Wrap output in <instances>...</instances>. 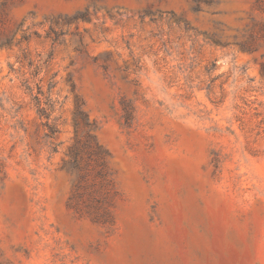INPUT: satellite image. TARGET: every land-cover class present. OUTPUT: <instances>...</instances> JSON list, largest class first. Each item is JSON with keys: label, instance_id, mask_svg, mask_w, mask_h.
Returning <instances> with one entry per match:
<instances>
[{"label": "rangeland", "instance_id": "374dc122", "mask_svg": "<svg viewBox=\"0 0 264 264\" xmlns=\"http://www.w3.org/2000/svg\"><path fill=\"white\" fill-rule=\"evenodd\" d=\"M0 264H264V0H0Z\"/></svg>", "mask_w": 264, "mask_h": 264}]
</instances>
